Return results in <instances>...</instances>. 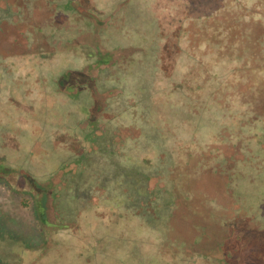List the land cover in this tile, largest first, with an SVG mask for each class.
<instances>
[{
  "label": "rangeland",
  "instance_id": "1",
  "mask_svg": "<svg viewBox=\"0 0 264 264\" xmlns=\"http://www.w3.org/2000/svg\"><path fill=\"white\" fill-rule=\"evenodd\" d=\"M8 3L0 264H264V0Z\"/></svg>",
  "mask_w": 264,
  "mask_h": 264
},
{
  "label": "flooded vegetation",
  "instance_id": "2",
  "mask_svg": "<svg viewBox=\"0 0 264 264\" xmlns=\"http://www.w3.org/2000/svg\"><path fill=\"white\" fill-rule=\"evenodd\" d=\"M3 1H5L6 2V11H9V7H11V4L10 3H8V1L9 0H3ZM23 2H24V0H22ZM26 1H29V0H26ZM16 7H19V6H16ZM21 8L20 9H18V12L16 13V16H18V17H21L22 19L23 18H25L24 17V13H23V9H27V8H29V6H27V2H25V3H23V5L22 6H20ZM1 10V9H0ZM33 14H35L34 12H33ZM34 17V16H33ZM23 21H21L20 22V25H23V23H22ZM36 25V24H35ZM37 54H44V53H37ZM45 55V54H44ZM79 75H80V73H79ZM0 129H5V130H8V129H10L6 124L4 125V126H1L0 127ZM13 128H11L10 130H12ZM1 132V131H0ZM12 132H13V130H12ZM60 132V131H59ZM0 136H1V134H0ZM1 160H3V159H5L6 160V164H7V158L4 156L3 158H0ZM9 170V168H8V165H7V168H2V169H0V172L2 173H4V174H7V171Z\"/></svg>",
  "mask_w": 264,
  "mask_h": 264
}]
</instances>
